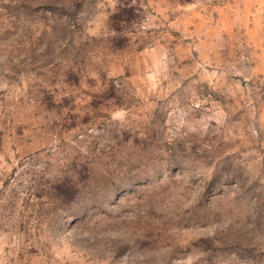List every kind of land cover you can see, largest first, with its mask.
<instances>
[{"label": "rangeland", "instance_id": "obj_1", "mask_svg": "<svg viewBox=\"0 0 264 264\" xmlns=\"http://www.w3.org/2000/svg\"><path fill=\"white\" fill-rule=\"evenodd\" d=\"M0 264H264V0H0Z\"/></svg>", "mask_w": 264, "mask_h": 264}]
</instances>
